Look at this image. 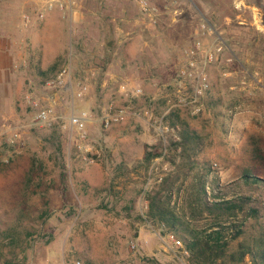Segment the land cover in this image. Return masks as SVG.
<instances>
[{"label": "rangeland", "instance_id": "obj_1", "mask_svg": "<svg viewBox=\"0 0 264 264\" xmlns=\"http://www.w3.org/2000/svg\"><path fill=\"white\" fill-rule=\"evenodd\" d=\"M32 1L0 0V26L20 27ZM148 1L151 15L140 0H83L77 20L62 17L58 37L33 49L22 95L0 102V264H193L180 237L148 219L147 195L176 170L172 143L184 128L204 144L172 205L184 207L195 174L210 166L208 200L244 196L246 210L259 211L231 219L245 220V234L230 250L264 232V183L244 178L249 170L264 179V0ZM197 41L214 56L208 64L196 57L207 88L193 104L182 72ZM104 61L115 78L96 72ZM66 66V87L48 85ZM111 105L128 117L105 128L100 118ZM40 108L52 109L53 120L37 122ZM84 111L81 138L69 118ZM148 151L156 153L150 162Z\"/></svg>", "mask_w": 264, "mask_h": 264}, {"label": "trees", "instance_id": "obj_2", "mask_svg": "<svg viewBox=\"0 0 264 264\" xmlns=\"http://www.w3.org/2000/svg\"><path fill=\"white\" fill-rule=\"evenodd\" d=\"M203 144V139L188 128L181 131V140L172 143L175 151L180 149L181 160L176 164V170L148 193V219L159 223L167 232L178 235L190 252L193 264H243L247 256L251 257L249 264H264V232L244 238L239 241L236 250H230L231 243L245 234V220L234 223L231 219L245 213H248L246 219L255 218L259 216V211L254 207L246 210V204L251 200L244 196L208 200L206 183L210 166L202 175L195 174L192 192L185 197L184 207L177 208V199L172 205L174 195H179L183 189L184 179L193 174L199 165L197 157ZM155 157V152L148 151L145 160L150 162ZM244 178L247 183H264V179L250 174L249 170ZM207 217L211 221L206 227L193 224Z\"/></svg>", "mask_w": 264, "mask_h": 264}, {"label": "built area", "instance_id": "obj_3", "mask_svg": "<svg viewBox=\"0 0 264 264\" xmlns=\"http://www.w3.org/2000/svg\"><path fill=\"white\" fill-rule=\"evenodd\" d=\"M82 4L83 0H33L30 4V9L25 11L23 14L22 25L29 27L35 20L43 21L48 17L49 13L55 11L62 14L63 17L72 18L78 13ZM140 8L142 13L146 15H151L156 10L155 7L150 5L148 0H140ZM187 54L189 56V69L184 70L182 74L185 77H191L194 95L192 96L190 102L193 104H198L201 95L207 88V74L204 67L198 65L196 57L200 55L203 57V63L208 64L212 62L214 54L212 52V47L205 49L202 47V43L200 41H197L195 46L188 50ZM71 77V67L66 66L60 71L54 80L48 81V85L64 88L71 80ZM131 88L132 86H123L124 91H127ZM87 91L88 85L85 83L81 84L77 90V96L83 97ZM131 91L136 95L143 93L142 88L139 86L134 87L131 89ZM127 117L128 111L125 108L114 107L111 105L100 119L102 125L105 128H108L114 124L125 121ZM51 120H53L52 109L40 108V110H38L36 114L37 122L48 123ZM87 120L88 113L85 111L79 114H73L69 118V123L79 131L81 138L87 137ZM166 129L169 128L166 127Z\"/></svg>", "mask_w": 264, "mask_h": 264}, {"label": "crops", "instance_id": "obj_4", "mask_svg": "<svg viewBox=\"0 0 264 264\" xmlns=\"http://www.w3.org/2000/svg\"><path fill=\"white\" fill-rule=\"evenodd\" d=\"M62 17V14L56 11L49 13L45 20L36 21L40 23L41 29L35 22L29 27L0 26V102L6 100L8 103H14L22 95L25 63L30 61L33 49L41 47L39 43H43L46 47V41L58 37L57 32L62 31L60 28L64 24ZM78 17L79 15L76 14L75 20ZM66 37L68 38L67 35ZM30 44H32L31 48H29ZM109 50L113 52L112 55L118 53L115 47ZM105 51L108 50L104 49ZM110 64H105L104 61L101 67L95 68L96 72L101 71L104 75L110 74L115 78L116 74L109 67Z\"/></svg>", "mask_w": 264, "mask_h": 264}]
</instances>
